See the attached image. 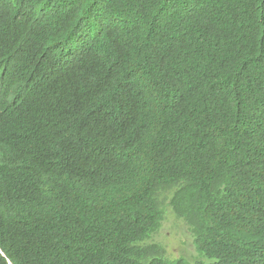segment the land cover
I'll list each match as a JSON object with an SVG mask.
<instances>
[{
	"label": "trees",
	"instance_id": "16d2710c",
	"mask_svg": "<svg viewBox=\"0 0 264 264\" xmlns=\"http://www.w3.org/2000/svg\"><path fill=\"white\" fill-rule=\"evenodd\" d=\"M0 264H264V0H0Z\"/></svg>",
	"mask_w": 264,
	"mask_h": 264
},
{
	"label": "rangeland",
	"instance_id": "374dc122",
	"mask_svg": "<svg viewBox=\"0 0 264 264\" xmlns=\"http://www.w3.org/2000/svg\"><path fill=\"white\" fill-rule=\"evenodd\" d=\"M172 220H173V218L171 217V219L169 218L164 222V228H163L164 234H162V238L165 240L166 245L174 247V248L171 247L170 255L172 254L174 256H180V253H181V254L185 255L184 258L188 259L187 258V257H189L188 252H187L188 246L186 244H183V240H185V238H187L188 240H191V238L189 236L190 233L188 230V226L183 221H179V224L181 225V227L179 228V232L185 238L184 237L183 238L182 237L181 238L175 237V230L173 228V221ZM170 244H173V245H170ZM196 259L206 261V262L210 261L208 258L201 255L200 253H199L198 257H196L194 260H196Z\"/></svg>",
	"mask_w": 264,
	"mask_h": 264
},
{
	"label": "clouds",
	"instance_id": "9594fccd",
	"mask_svg": "<svg viewBox=\"0 0 264 264\" xmlns=\"http://www.w3.org/2000/svg\"><path fill=\"white\" fill-rule=\"evenodd\" d=\"M103 26V25H102Z\"/></svg>",
	"mask_w": 264,
	"mask_h": 264
}]
</instances>
